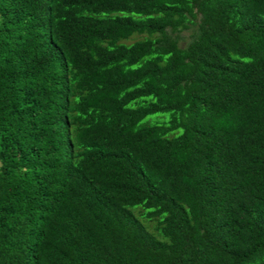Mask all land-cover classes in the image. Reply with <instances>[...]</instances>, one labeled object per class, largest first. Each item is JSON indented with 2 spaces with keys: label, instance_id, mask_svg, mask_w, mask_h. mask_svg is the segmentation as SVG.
Instances as JSON below:
<instances>
[{
  "label": "trees",
  "instance_id": "trees-1",
  "mask_svg": "<svg viewBox=\"0 0 264 264\" xmlns=\"http://www.w3.org/2000/svg\"><path fill=\"white\" fill-rule=\"evenodd\" d=\"M0 264H264V0H0Z\"/></svg>",
  "mask_w": 264,
  "mask_h": 264
},
{
  "label": "rangeland",
  "instance_id": "rangeland-1",
  "mask_svg": "<svg viewBox=\"0 0 264 264\" xmlns=\"http://www.w3.org/2000/svg\"><path fill=\"white\" fill-rule=\"evenodd\" d=\"M181 34L184 35V36H187L188 31H184V32H182ZM162 117L167 118V114H163ZM178 132H179V131H178Z\"/></svg>",
  "mask_w": 264,
  "mask_h": 264
}]
</instances>
